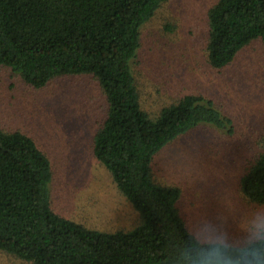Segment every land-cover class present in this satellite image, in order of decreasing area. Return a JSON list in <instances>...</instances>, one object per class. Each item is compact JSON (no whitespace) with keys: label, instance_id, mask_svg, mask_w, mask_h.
<instances>
[{"label":"trees","instance_id":"obj_1","mask_svg":"<svg viewBox=\"0 0 264 264\" xmlns=\"http://www.w3.org/2000/svg\"><path fill=\"white\" fill-rule=\"evenodd\" d=\"M170 0H0V68L33 88L91 75L106 99L93 136L96 160L139 215L130 230L88 229L51 208L49 159L31 137L0 128V251L31 264H166L170 235L182 233L179 188L153 178L154 157L207 126L231 121L203 96L188 94L151 116L133 73L142 27ZM206 59L228 66L250 42L264 43V0H217L207 12ZM251 202L264 204V152L242 176Z\"/></svg>","mask_w":264,"mask_h":264},{"label":"rangeland","instance_id":"obj_2","mask_svg":"<svg viewBox=\"0 0 264 264\" xmlns=\"http://www.w3.org/2000/svg\"><path fill=\"white\" fill-rule=\"evenodd\" d=\"M217 0H170L142 27L133 73L142 108L151 116L182 96L213 101L232 133L207 126L178 137L152 162L154 180L180 189V214L227 213L264 207L248 200L242 176L264 152V43L256 39L222 69L206 59L207 12ZM106 99L91 75H68L36 89L0 68V128L33 139L49 159L52 210L82 226L127 231L139 215L93 155V136ZM0 264H31L0 251Z\"/></svg>","mask_w":264,"mask_h":264},{"label":"clouds","instance_id":"obj_3","mask_svg":"<svg viewBox=\"0 0 264 264\" xmlns=\"http://www.w3.org/2000/svg\"><path fill=\"white\" fill-rule=\"evenodd\" d=\"M166 255V264H264V207L193 215Z\"/></svg>","mask_w":264,"mask_h":264}]
</instances>
